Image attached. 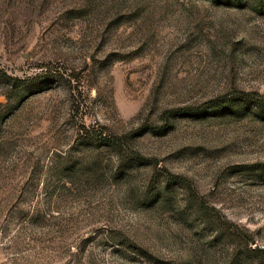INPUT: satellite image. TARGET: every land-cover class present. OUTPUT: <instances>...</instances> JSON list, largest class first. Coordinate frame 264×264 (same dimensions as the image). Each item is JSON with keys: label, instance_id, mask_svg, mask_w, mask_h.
Masks as SVG:
<instances>
[{"label": "rangeland", "instance_id": "obj_1", "mask_svg": "<svg viewBox=\"0 0 264 264\" xmlns=\"http://www.w3.org/2000/svg\"><path fill=\"white\" fill-rule=\"evenodd\" d=\"M259 164L264 0H0V264H264Z\"/></svg>", "mask_w": 264, "mask_h": 264}, {"label": "trees", "instance_id": "obj_2", "mask_svg": "<svg viewBox=\"0 0 264 264\" xmlns=\"http://www.w3.org/2000/svg\"><path fill=\"white\" fill-rule=\"evenodd\" d=\"M217 3H232L234 1L241 2L242 0H215ZM8 80V86L12 88H16L18 86L17 80L7 77L3 75ZM253 93H246V92H237L233 98H229L228 96L219 97L216 100H213L209 103V107L205 109H200L197 107H181L175 108L172 110L167 111L164 114V119L167 121V124L164 125L160 129H152L153 132L157 135H165L170 130V121L172 119H192V120H200L207 116V113H213L215 116H222L224 114H228L230 116H240L241 110L243 109L244 105L252 104L259 106V101L254 98ZM263 102V101H262ZM145 131H141L139 133H135L132 135V138L141 136ZM88 134L83 141L86 144H90L93 146H97V148L101 147H111L116 150H123L126 146L127 142L129 141V137L118 138L115 136L108 137L104 136L98 131H86ZM248 168L254 169H264V165H253Z\"/></svg>", "mask_w": 264, "mask_h": 264}]
</instances>
